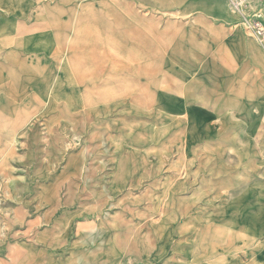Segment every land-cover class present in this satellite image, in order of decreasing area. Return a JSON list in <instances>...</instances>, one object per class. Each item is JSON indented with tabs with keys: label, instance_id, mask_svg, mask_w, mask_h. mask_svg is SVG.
Returning <instances> with one entry per match:
<instances>
[{
	"label": "rangeland",
	"instance_id": "1",
	"mask_svg": "<svg viewBox=\"0 0 264 264\" xmlns=\"http://www.w3.org/2000/svg\"><path fill=\"white\" fill-rule=\"evenodd\" d=\"M238 29L231 0H0V264H264V197L228 187H264V107L222 118Z\"/></svg>",
	"mask_w": 264,
	"mask_h": 264
},
{
	"label": "crops",
	"instance_id": "2",
	"mask_svg": "<svg viewBox=\"0 0 264 264\" xmlns=\"http://www.w3.org/2000/svg\"><path fill=\"white\" fill-rule=\"evenodd\" d=\"M204 1H214L218 3L220 0H204ZM206 3V2H203ZM201 18V17H200ZM201 21H204V19H200ZM232 38H234L237 43L238 47L236 48L237 51H234V49L228 47L226 49V53L229 56H226L228 60L235 61L238 59L237 53L248 56L250 58L249 66H251V71L248 69V71H245L241 74V76L236 80V83L245 86L247 84L246 77L248 75L254 76V91L253 92H245V95L243 98L231 100L233 103H230L224 111L227 112L226 115L222 118L226 119L229 117V115L235 114L236 119H240L241 122L246 123L248 127V133L252 132V128L258 124L259 121L261 123L262 119V108L264 107V49L257 44V42L249 37L246 32L242 29L236 30L232 34ZM48 42V41H47ZM48 44V43H47ZM41 46V44H39ZM38 46V47H40ZM226 47V45H224ZM246 50V55H245ZM2 56H0V72L2 70L8 69L7 64L1 63ZM5 62L10 61V58L4 59ZM15 69L12 71L14 72ZM198 72V71H197ZM17 73V72H16ZM232 75L228 74L227 72L223 73V75H217L215 74L209 67L201 68L198 72V82L204 83L210 90H221L223 89V84H225L228 79H231ZM232 80V79H231ZM5 98V97H4ZM13 135L16 134L15 130L12 131ZM260 134V133H259ZM252 137V136H250ZM250 155L246 154V157ZM0 156H3L1 154ZM253 155H251L250 159ZM248 161V160H247ZM254 178V170L253 167L249 168L246 167L245 169H242L235 177H233L231 183L228 187L231 189H236L239 186L247 184V194L248 196H251V198H255L257 196V199H261L264 197V187L256 186L252 183V180ZM253 184V185H252ZM214 187V186H213ZM206 189V188H205ZM216 189V187H214ZM247 208H244L242 204H238L235 209H233L235 216H248V219L250 220V216H254L253 214H243V211H246ZM249 209V208H248ZM262 210V209H261ZM261 257V255H259Z\"/></svg>",
	"mask_w": 264,
	"mask_h": 264
},
{
	"label": "built area",
	"instance_id": "3",
	"mask_svg": "<svg viewBox=\"0 0 264 264\" xmlns=\"http://www.w3.org/2000/svg\"><path fill=\"white\" fill-rule=\"evenodd\" d=\"M257 43L264 49V0H233Z\"/></svg>",
	"mask_w": 264,
	"mask_h": 264
},
{
	"label": "bare ground",
	"instance_id": "4",
	"mask_svg": "<svg viewBox=\"0 0 264 264\" xmlns=\"http://www.w3.org/2000/svg\"><path fill=\"white\" fill-rule=\"evenodd\" d=\"M232 2H233V0H231ZM234 4V3H233ZM236 6V5H235ZM236 8H238L237 6H236ZM239 9V8H238ZM260 46V45H259ZM261 47V46H260ZM171 70H174V69H171ZM195 73V72H194ZM197 85V84H196ZM238 90V89H237Z\"/></svg>",
	"mask_w": 264,
	"mask_h": 264
}]
</instances>
